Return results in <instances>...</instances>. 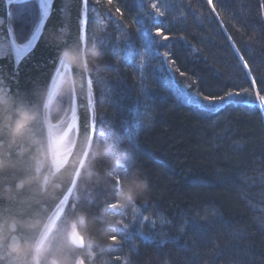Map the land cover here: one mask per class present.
Instances as JSON below:
<instances>
[{"label": "trees", "instance_id": "obj_1", "mask_svg": "<svg viewBox=\"0 0 264 264\" xmlns=\"http://www.w3.org/2000/svg\"><path fill=\"white\" fill-rule=\"evenodd\" d=\"M13 13L18 41L28 39L35 0ZM91 40L106 66L102 79L89 74L93 136L124 153L119 168L96 160L98 180L72 191L62 212L86 211L94 264H264V0H86ZM242 88L255 102L220 111L186 96ZM134 173L148 187L121 215L110 203L116 178Z\"/></svg>", "mask_w": 264, "mask_h": 264}, {"label": "clouds", "instance_id": "obj_2", "mask_svg": "<svg viewBox=\"0 0 264 264\" xmlns=\"http://www.w3.org/2000/svg\"><path fill=\"white\" fill-rule=\"evenodd\" d=\"M69 36L66 26L45 35L71 68L55 85L52 79L37 84L29 96L11 91L0 77V264H94L98 241L86 211L63 214L55 205L63 203L69 189L98 180L96 160L119 168L124 153L111 139H97L87 126L73 124L72 98L83 94L86 74L102 79L106 66L95 40L82 44L69 42ZM147 187L135 173L121 177L110 203L127 214ZM108 220L121 221L111 214Z\"/></svg>", "mask_w": 264, "mask_h": 264}, {"label": "water", "instance_id": "obj_3", "mask_svg": "<svg viewBox=\"0 0 264 264\" xmlns=\"http://www.w3.org/2000/svg\"><path fill=\"white\" fill-rule=\"evenodd\" d=\"M30 1L33 0H0V42L9 45V47L0 45V77L11 91L27 93L29 96L37 84L47 85L51 79L57 78L55 69L59 67V50L50 47L45 40V35L50 29L66 26L70 29L69 42L79 40L82 44H86L85 0H52L49 16L45 20L40 37L33 42L34 48L24 49V44L31 39L36 28L40 26L41 19L44 18L42 5L47 4V0H38L40 11L38 25L27 41L20 43L13 29L12 13L16 5ZM88 78L90 75L86 74V81ZM84 93L87 98L80 95L76 97L75 103L72 98L71 103L78 110V119L83 116L85 123L83 126H87L86 123L95 124V109L93 90L89 91L86 84ZM90 131L93 135L94 130L90 129ZM71 193V189L65 192L63 203L56 204L55 210L59 213L63 212Z\"/></svg>", "mask_w": 264, "mask_h": 264}, {"label": "snow or ice", "instance_id": "obj_4", "mask_svg": "<svg viewBox=\"0 0 264 264\" xmlns=\"http://www.w3.org/2000/svg\"><path fill=\"white\" fill-rule=\"evenodd\" d=\"M85 2H86V0H85ZM209 2H211V0H209ZM108 3L111 4L112 0H108ZM51 4H52V0H47V4L42 5L44 7V18L41 19L40 26L36 28L31 39L26 44H24V46H23L24 49L34 48L33 42L37 41L40 37L41 31H42L44 24H45V20L49 16V8L51 7ZM151 7L156 9V12L158 14L163 15V13L160 11L159 8H157L155 3H153L151 5ZM116 11L121 12V10L119 8H117ZM121 15H122V12H121ZM155 31H156V34L159 35L163 32V29L157 28ZM82 39H83V37H81V40ZM165 39H167V37H165ZM244 63L246 65V62H244ZM58 64H59V67H57L55 69V76L56 77L61 76L64 71L71 70L70 66L67 65L63 59H59ZM169 71L171 73L170 79H175L176 73L174 71H172L171 69ZM181 75H183V74H181ZM55 83H56V79H52V84L55 85ZM92 84H93V81L91 80V78H88L86 81V86H87V89L89 91L92 89ZM82 96L87 98V96L84 92H83ZM186 96H187L188 101L191 104L198 106L200 108L212 110V111H220L225 106H227L228 104H251V103L255 102V97H254L253 93H251L248 89H243V88L240 91L224 90L223 95H219V96H215V97L201 96V95H198L197 93H193L189 90L186 93ZM75 99H76V97L73 98V103H75ZM259 101H260L261 107H264V96H260ZM73 124H75L77 129L80 126L85 125L84 120H83V116H80L78 119V112H77L76 107L73 108ZM73 124H69V126H68L69 129H71L73 127ZM86 125L91 130L95 129L94 123H86ZM101 136H104V133L102 130H101ZM104 139L107 140L108 137L105 136ZM116 180L118 183L119 177H117ZM113 207H116V206L113 205ZM120 224H124V221L121 220ZM112 239H113V242H117L120 239V237L114 236Z\"/></svg>", "mask_w": 264, "mask_h": 264}, {"label": "rangeland", "instance_id": "obj_5", "mask_svg": "<svg viewBox=\"0 0 264 264\" xmlns=\"http://www.w3.org/2000/svg\"><path fill=\"white\" fill-rule=\"evenodd\" d=\"M35 2H36V4H37V6H39V1L38 0H35ZM15 13V17H16V15H17V10L14 12ZM14 13H13V16H14ZM15 35H17V32L15 31ZM16 38H17V36H16ZM27 41V38H22L21 39V41H20V43H24V42H26Z\"/></svg>", "mask_w": 264, "mask_h": 264}]
</instances>
